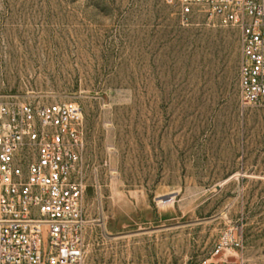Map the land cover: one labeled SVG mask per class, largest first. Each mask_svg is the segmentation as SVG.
I'll return each mask as SVG.
<instances>
[{"label":"rangeland","instance_id":"obj_1","mask_svg":"<svg viewBox=\"0 0 264 264\" xmlns=\"http://www.w3.org/2000/svg\"><path fill=\"white\" fill-rule=\"evenodd\" d=\"M176 12L0 0V102L81 108L87 262L194 264L241 235L264 264V107L239 106L237 32Z\"/></svg>","mask_w":264,"mask_h":264},{"label":"built area","instance_id":"obj_2","mask_svg":"<svg viewBox=\"0 0 264 264\" xmlns=\"http://www.w3.org/2000/svg\"><path fill=\"white\" fill-rule=\"evenodd\" d=\"M166 3L182 27L201 17L237 32L239 106L264 107V0ZM83 151L77 104L0 102V264H134L85 259ZM242 250L238 235L194 264H247Z\"/></svg>","mask_w":264,"mask_h":264},{"label":"bare ground","instance_id":"obj_3","mask_svg":"<svg viewBox=\"0 0 264 264\" xmlns=\"http://www.w3.org/2000/svg\"><path fill=\"white\" fill-rule=\"evenodd\" d=\"M173 202H174L173 198L162 199V200L158 201V207L162 211H167V210H171L172 211L174 209Z\"/></svg>","mask_w":264,"mask_h":264}]
</instances>
